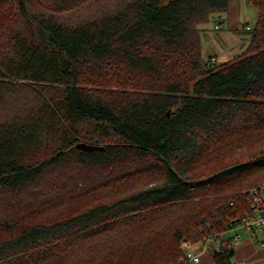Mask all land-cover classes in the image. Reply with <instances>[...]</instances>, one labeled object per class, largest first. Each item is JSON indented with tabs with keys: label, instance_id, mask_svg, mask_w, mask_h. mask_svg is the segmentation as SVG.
Returning a JSON list of instances; mask_svg holds the SVG:
<instances>
[{
	"label": "trees",
	"instance_id": "16d2710c",
	"mask_svg": "<svg viewBox=\"0 0 264 264\" xmlns=\"http://www.w3.org/2000/svg\"><path fill=\"white\" fill-rule=\"evenodd\" d=\"M232 1L0 0V264H193L251 214L264 0L244 53L202 54Z\"/></svg>",
	"mask_w": 264,
	"mask_h": 264
},
{
	"label": "crops",
	"instance_id": "0c3cea01",
	"mask_svg": "<svg viewBox=\"0 0 264 264\" xmlns=\"http://www.w3.org/2000/svg\"><path fill=\"white\" fill-rule=\"evenodd\" d=\"M258 16V14H257ZM257 21V20H256ZM219 25L220 23H216ZM243 22L237 26V28H222V24L219 27L215 26L214 29H202V54L204 58L213 60L215 63H225L234 58H237L248 48L251 38L252 29L254 26L244 25ZM250 239L244 240L240 243L238 251L242 254L245 253ZM250 245V244H249ZM195 253L201 255V261L199 264H215L212 259L210 251H206L204 247H194ZM240 254V255H241ZM244 256V255H243ZM206 258V260H205ZM242 257L240 256V259Z\"/></svg>",
	"mask_w": 264,
	"mask_h": 264
},
{
	"label": "rangeland",
	"instance_id": "374dc122",
	"mask_svg": "<svg viewBox=\"0 0 264 264\" xmlns=\"http://www.w3.org/2000/svg\"><path fill=\"white\" fill-rule=\"evenodd\" d=\"M257 14V7L254 6V4H252L251 2H247L246 0H233L230 3V7L228 10L214 13L212 18L210 19V22L203 25L202 29H214V27L217 25V22L220 23L219 25L222 24V28L225 29L229 28V24L230 28H237L241 21L244 25L254 26V24H256ZM236 231L242 233L243 242L246 239H250L251 242H247L250 245L248 244L246 252L242 254L238 251V248H236L238 247V245L235 247V255L232 258V264H241L242 262H244L245 264H264V247L261 246L260 242L258 241L256 233L245 229H237ZM234 232L235 231L230 230L227 234L228 236H231L234 234ZM203 243L204 241L191 243L190 241L184 240L183 246L196 252L194 250V247L200 246L203 248ZM240 256L242 257L241 259ZM210 263L212 264V262Z\"/></svg>",
	"mask_w": 264,
	"mask_h": 264
},
{
	"label": "built area",
	"instance_id": "2783aa9c",
	"mask_svg": "<svg viewBox=\"0 0 264 264\" xmlns=\"http://www.w3.org/2000/svg\"><path fill=\"white\" fill-rule=\"evenodd\" d=\"M216 26L219 27V25ZM246 193H248L251 214L231 227L230 230L235 231L233 235L228 236L227 233L230 230L210 235L203 243L206 251H212L214 249L220 251L221 241L228 238H230L231 245L234 247L239 246L243 236L241 232L236 231L237 229L255 232L258 241L264 247V181L252 187ZM186 256L188 261L193 264H199L201 261V255L188 248H186ZM241 264L245 263L242 262Z\"/></svg>",
	"mask_w": 264,
	"mask_h": 264
},
{
	"label": "water",
	"instance_id": "95a60500",
	"mask_svg": "<svg viewBox=\"0 0 264 264\" xmlns=\"http://www.w3.org/2000/svg\"><path fill=\"white\" fill-rule=\"evenodd\" d=\"M82 146L84 145V144H81ZM93 147H95V146H93V145H90V147L89 148H93Z\"/></svg>",
	"mask_w": 264,
	"mask_h": 264
}]
</instances>
